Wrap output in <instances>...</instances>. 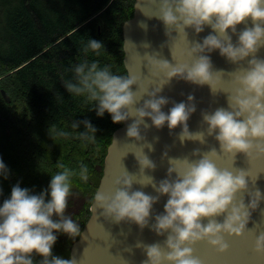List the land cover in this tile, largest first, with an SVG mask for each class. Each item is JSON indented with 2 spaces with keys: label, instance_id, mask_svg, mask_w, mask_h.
<instances>
[{
  "label": "clouds",
  "instance_id": "9594fccd",
  "mask_svg": "<svg viewBox=\"0 0 264 264\" xmlns=\"http://www.w3.org/2000/svg\"><path fill=\"white\" fill-rule=\"evenodd\" d=\"M146 3L156 8L152 15L145 12L141 0L136 8L148 18L161 20L170 37L176 31L188 40L186 29L192 28L199 34L204 31L205 25L211 26L214 34L207 35L202 43L189 42V62L173 64L166 59H158V56L148 55L147 63L153 75L166 74V80L153 91L144 88L139 76L116 75L107 66L100 67L97 62L89 64L86 61L74 68L76 82L69 81L65 86L69 93L86 95L95 102L94 109L98 116L108 112L114 123L135 117L127 128V136L136 140L145 139L141 135V125L145 129L153 125L162 128L167 123L170 130L182 125V131L178 134L181 143L190 140L203 144L207 142V136H214L219 142V152L216 148L203 153L200 149L193 150L192 155L199 159L193 160L187 156L168 158V178L158 183L154 177L145 174L146 169L154 170L156 164L142 149L141 153H135V157L148 183L134 180L135 174L125 169L114 180L113 188L102 190L101 187L93 195L95 209L102 210L100 215L117 224L122 221L135 223L141 229L149 225L153 205L161 195H167L164 212L157 214L155 223L151 225L158 235L167 232V239L163 244L138 242L136 246L142 247L147 255L142 264H205L195 254L194 245L206 240L218 252H226L229 249L226 235L243 236L246 230L251 231L247 225L252 212L264 200L259 188H250L251 176L247 170L221 168L214 159L224 154L232 156L235 161L238 153L245 154L249 160L254 154L258 159L264 157V59L256 56L264 47V0H146ZM249 18L253 26L241 30L238 42L234 44L229 29L236 33L237 25L246 24ZM140 26L147 29L143 21ZM102 46V42L90 39L84 51L91 49L98 55ZM216 49L234 64L252 57L247 67L240 64L237 68L231 91L218 90L224 71L215 70L211 57L204 54ZM173 78L201 86L207 84L213 95L227 93L228 107H220L211 113L203 112L207 129L191 132L188 120L196 111L194 103L179 102L168 113L162 111V106L169 101L158 94ZM137 84L138 90L133 91L132 86ZM145 94L151 98L136 107ZM193 100L194 97L189 95L188 101ZM145 117L151 118L152 125L145 122ZM80 124L86 130L96 132L87 120L72 126L76 128ZM81 135L85 136L86 133ZM147 147L154 150L151 143ZM164 156L167 157V152ZM59 168L62 170L50 174L52 178L48 190L33 194L30 189L22 188L17 183L12 188L10 198L3 201L0 206V264H34V254L42 257L38 264H80L74 257L65 259L55 256L53 246L58 239L56 233L67 234L72 239L81 236L80 225L65 212L73 187L72 178L79 175L86 182L89 169L86 164H81L79 173L62 164ZM0 176L5 179L9 176V169L2 158ZM257 179L258 176L254 180L251 178L252 185ZM134 183L151 185L159 195L133 190ZM220 216H223L222 221L217 219ZM205 220L207 223H204ZM254 251L264 254V232L256 236Z\"/></svg>",
  "mask_w": 264,
  "mask_h": 264
},
{
  "label": "trees",
  "instance_id": "16d2710c",
  "mask_svg": "<svg viewBox=\"0 0 264 264\" xmlns=\"http://www.w3.org/2000/svg\"><path fill=\"white\" fill-rule=\"evenodd\" d=\"M134 3L0 0V158L9 169L7 179L0 176V206L17 183L40 194L48 190L50 174L62 170L59 165L79 173L81 164H86L89 178L86 182L79 175L72 178L74 198H68L65 215L78 223L87 212L113 133L123 122L114 123L108 112L98 116L95 102L69 93L65 83L76 82L74 68L85 61L127 75L123 24L132 17ZM90 39L103 43L98 55L84 51ZM84 120L95 133L83 124L73 128ZM84 223L80 221V228ZM56 235L57 242H63L60 233ZM33 259L34 264L40 261L35 254Z\"/></svg>",
  "mask_w": 264,
  "mask_h": 264
},
{
  "label": "water",
  "instance_id": "95a60500",
  "mask_svg": "<svg viewBox=\"0 0 264 264\" xmlns=\"http://www.w3.org/2000/svg\"><path fill=\"white\" fill-rule=\"evenodd\" d=\"M138 2L140 0H135L133 15L123 24V62L127 75L133 74L141 77L144 88L153 91L166 80V74L161 72L159 76L153 75L152 70L149 69L151 66L148 67V55L158 56V59H166L173 64L189 62L187 52L190 49V44L197 41L202 43L207 35L214 33L211 26L205 25L204 31L199 34L192 28L186 29L188 40L183 34L176 31H173L170 37L166 34L167 29L161 20L156 17L148 18L139 8H136ZM141 4L148 15H152L156 11V8L147 5L146 0H141ZM156 7L158 8V5ZM141 21L147 24V29L140 26ZM246 26H253L250 18L246 24L237 25L236 33H232L229 29L234 44L238 42L239 32ZM145 44L149 46L145 47ZM204 54L211 57L215 70L224 71L222 82L217 86L220 91L232 90V81L237 68L240 67V64L247 67L248 60L252 58L249 56L240 64H234L225 56H221L219 49ZM256 56L264 59V47L260 48ZM138 87V84L133 85L132 90L137 91ZM2 93L6 101L9 102L11 98L8 93L4 89H2ZM189 95L194 97L191 102L188 101ZM158 96L168 98L169 102L162 106V111L165 113H168L175 103L195 104L196 111L191 114L188 120L191 132L207 129L208 125L203 122V112L211 113L220 107H228L227 93L218 92L213 95L209 85L201 86L179 78H173L165 84ZM150 98L145 94L136 107H140L144 100ZM144 119L147 124L152 125L150 117ZM134 120L135 117H130L114 131L96 191L101 187L102 190L113 188L114 180L125 169L130 174H135L134 180L148 183V178L140 172V166L135 157V153H141L142 149L156 164L154 170L146 169L145 174L154 177L157 183L168 178V168L170 167L168 158L187 156L194 160L200 158L192 155L195 149H200L201 153L210 151L212 148L220 151V144L214 136H207V142L203 144L199 141L190 140L181 143L178 134L182 131V125L170 130L167 123L162 128H156L153 125L145 129L141 125V135L145 139L136 140L127 136V128ZM149 143L153 145L154 150H149L147 147ZM165 152H167V157L164 156ZM214 159L221 168H228L233 171L236 170L235 168L247 170L253 180L258 176L255 185H252L251 178H249L250 188L252 190L259 188L264 194V157L258 159L254 154V157L249 160L245 154L238 153L235 161L232 156L224 154ZM174 177L175 173H173ZM133 190H142L153 196L159 195L151 185L142 186L134 183ZM167 200V195L160 196L159 201L153 205L149 225L141 229L139 225L132 222L122 221L117 224L111 219H106L100 215L101 209H95L92 199L90 212L81 229V236L76 237L73 241L69 258L74 257L80 261V264H126V261L128 264H142L147 259V255L142 247L136 246L137 243L153 244L159 242L163 244L167 239V232L164 235H158L151 227L155 223V216L164 212V205ZM246 202H248L247 199ZM217 219L222 221L223 216L217 217ZM204 223H207V220ZM247 227L251 231L246 230L243 236L226 235L225 238L229 244V249L226 252H218L205 240L194 245L195 254L203 259L205 264H264V254L254 251L256 236L260 232H264V200L260 202L259 208L252 212ZM129 248L131 251H126Z\"/></svg>",
  "mask_w": 264,
  "mask_h": 264
},
{
  "label": "rangeland",
  "instance_id": "374dc122",
  "mask_svg": "<svg viewBox=\"0 0 264 264\" xmlns=\"http://www.w3.org/2000/svg\"><path fill=\"white\" fill-rule=\"evenodd\" d=\"M73 198H74V194L71 193V195L69 196V199L71 200ZM90 206L87 209V212L84 213V215L82 216V218L79 219L81 222H83L84 220L86 221V219L88 217V214L90 212ZM74 208H75V205L74 204L71 205L70 209L73 210ZM80 221H78L79 225H80ZM60 235H61V240L63 242L58 241V242L55 243V245L53 246V251L55 253L54 255L55 256L62 257V258H65V259H68L69 258V253H70V248H71L73 242H70L71 240H70V238H67L66 237V234L60 233ZM38 258L40 260L42 259V257H40V256H38Z\"/></svg>",
  "mask_w": 264,
  "mask_h": 264
}]
</instances>
